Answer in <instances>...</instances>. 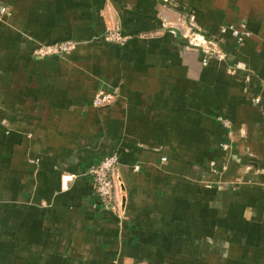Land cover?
I'll list each match as a JSON object with an SVG mask.
<instances>
[{"label": "crops", "instance_id": "1", "mask_svg": "<svg viewBox=\"0 0 264 264\" xmlns=\"http://www.w3.org/2000/svg\"><path fill=\"white\" fill-rule=\"evenodd\" d=\"M0 8V264H264V0ZM239 24L240 44L219 33ZM114 28L124 45L102 40ZM192 28L222 59L202 65ZM100 88L117 96L94 108ZM112 152L117 213L87 173Z\"/></svg>", "mask_w": 264, "mask_h": 264}, {"label": "built area", "instance_id": "2", "mask_svg": "<svg viewBox=\"0 0 264 264\" xmlns=\"http://www.w3.org/2000/svg\"><path fill=\"white\" fill-rule=\"evenodd\" d=\"M5 14V9L0 8V15ZM229 32L231 36L236 40L237 44L243 42V40L249 35L243 25H226L220 28L219 33L225 34ZM129 36L121 33L119 28H114L105 32L102 36V40L106 43H112L119 46L124 45L127 42ZM185 39L188 44L193 48L199 49L204 54L202 59V65L206 66L210 57L222 59L223 53L214 49V43L206 39L203 35L197 32V29H189L185 35ZM76 48V44L72 41H63L51 45H39L32 50V57L35 59H44L48 57H62L73 51ZM117 96V93L112 90L108 91L104 88H100L92 101L94 108H102L112 104ZM224 128H229L230 123L226 120H222ZM225 147V146H224ZM118 154L112 152L108 156L101 159L98 163L91 166L88 170V176L91 180L92 191L100 200L102 207L106 210L117 213L118 204L122 197V183L118 175ZM164 160V159H163ZM139 170L138 166L133 168L134 172ZM73 176L64 174L61 176V189L67 190L68 183L72 182Z\"/></svg>", "mask_w": 264, "mask_h": 264}]
</instances>
